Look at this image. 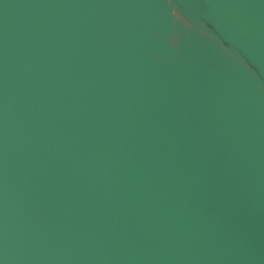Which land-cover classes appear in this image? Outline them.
Listing matches in <instances>:
<instances>
[{"label": "water", "instance_id": "95a60500", "mask_svg": "<svg viewBox=\"0 0 264 264\" xmlns=\"http://www.w3.org/2000/svg\"><path fill=\"white\" fill-rule=\"evenodd\" d=\"M0 264H264V0H0Z\"/></svg>", "mask_w": 264, "mask_h": 264}, {"label": "clouds", "instance_id": "9594fccd", "mask_svg": "<svg viewBox=\"0 0 264 264\" xmlns=\"http://www.w3.org/2000/svg\"><path fill=\"white\" fill-rule=\"evenodd\" d=\"M201 27H206V25H200L197 23H193L191 29L189 30V34L193 31L198 32ZM236 59H239V57H236Z\"/></svg>", "mask_w": 264, "mask_h": 264}]
</instances>
